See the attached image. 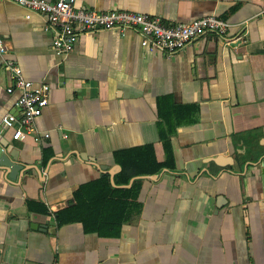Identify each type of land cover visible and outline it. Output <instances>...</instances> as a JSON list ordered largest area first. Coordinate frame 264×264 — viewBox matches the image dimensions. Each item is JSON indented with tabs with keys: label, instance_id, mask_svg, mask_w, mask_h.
<instances>
[{
	"label": "crops",
	"instance_id": "obj_1",
	"mask_svg": "<svg viewBox=\"0 0 264 264\" xmlns=\"http://www.w3.org/2000/svg\"><path fill=\"white\" fill-rule=\"evenodd\" d=\"M75 6L146 14L169 25L215 15L231 27L170 55L141 47L136 32L88 33L63 57L53 52L40 15L0 0V38L8 48L0 56V129L3 116L19 113L18 92H7L5 61L34 85L49 86L36 120L49 137L13 140L4 132L11 157L38 174L29 170L12 183L0 172V264H264V0H76ZM160 98L196 111L171 136L174 169L144 179L139 215L112 238L85 233L80 223L57 226L54 213L78 186L100 176L96 166H114L115 151L153 144L165 160ZM218 155L231 156L233 165L204 162ZM219 196L225 202L217 209ZM28 202L50 213L32 211Z\"/></svg>",
	"mask_w": 264,
	"mask_h": 264
},
{
	"label": "built area",
	"instance_id": "obj_2",
	"mask_svg": "<svg viewBox=\"0 0 264 264\" xmlns=\"http://www.w3.org/2000/svg\"><path fill=\"white\" fill-rule=\"evenodd\" d=\"M8 1L44 19V29L52 35L51 48L56 55L63 57L73 50L78 36L88 33L113 30L121 34L128 31L136 32L140 36L141 47L170 55L189 47L202 36L208 34L225 36L231 27L227 21L215 15L169 25L158 17L141 13L123 10L99 12L76 7V0ZM7 52V45L0 38V56L6 55ZM5 68L11 74V86L7 92H18L15 105L19 113L18 116H3L2 126L12 132L13 140H22L29 135L33 136L34 141L48 138V133L37 131L36 120L48 103L49 86L45 83L34 85L26 80L21 69L12 60L5 61Z\"/></svg>",
	"mask_w": 264,
	"mask_h": 264
},
{
	"label": "trees",
	"instance_id": "obj_3",
	"mask_svg": "<svg viewBox=\"0 0 264 264\" xmlns=\"http://www.w3.org/2000/svg\"><path fill=\"white\" fill-rule=\"evenodd\" d=\"M159 114L158 134L163 147L165 160L156 157L153 144L126 148L113 153L114 165L120 167L114 177L115 186L111 185L107 173L97 179L81 184L73 192L71 202L54 213L57 226L80 223L85 233H95L101 237H118L124 224L131 222L141 211L138 200L144 179L134 177L157 174L160 170L174 169L171 136L177 127L190 123L196 108L176 106L166 98L157 102ZM30 210L49 214V210L39 202H28Z\"/></svg>",
	"mask_w": 264,
	"mask_h": 264
},
{
	"label": "water",
	"instance_id": "obj_4",
	"mask_svg": "<svg viewBox=\"0 0 264 264\" xmlns=\"http://www.w3.org/2000/svg\"><path fill=\"white\" fill-rule=\"evenodd\" d=\"M3 130L0 129V172L2 173L3 177L6 180L11 181L12 183L21 182L23 177H25L27 174H25L29 170H34L38 174V169L35 166H23L20 162H18L16 159L12 158L10 153L12 150V146L9 144V141L4 138V132L5 127H3ZM79 159L87 160L88 162L94 164L96 166V161L94 158H85L82 154H79ZM204 162H213L216 166L223 168L227 166L233 165V158L231 156H223L218 155L216 157L207 158ZM98 168V171L100 172V175H103L104 173H107L110 176V182L112 186H115L113 177L114 175L120 171V167L118 165H114L111 169H107L106 166H96ZM168 172L166 169L160 170L157 174L149 175V176H143V177H134L130 180L129 184L126 186H120L122 188L124 187H130L133 181L137 178H143L148 179L151 181H156L159 176L164 173ZM225 202L223 196H219L217 198V209H220L223 207L221 202Z\"/></svg>",
	"mask_w": 264,
	"mask_h": 264
}]
</instances>
